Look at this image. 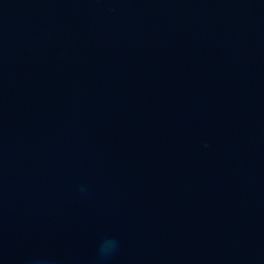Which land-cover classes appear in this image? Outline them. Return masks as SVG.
<instances>
[{
    "label": "water",
    "instance_id": "obj_1",
    "mask_svg": "<svg viewBox=\"0 0 264 264\" xmlns=\"http://www.w3.org/2000/svg\"><path fill=\"white\" fill-rule=\"evenodd\" d=\"M0 264H264V0H0Z\"/></svg>",
    "mask_w": 264,
    "mask_h": 264
}]
</instances>
